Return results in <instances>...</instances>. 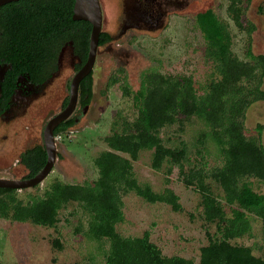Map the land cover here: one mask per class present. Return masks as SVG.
Listing matches in <instances>:
<instances>
[{
    "label": "rangeland",
    "instance_id": "obj_1",
    "mask_svg": "<svg viewBox=\"0 0 264 264\" xmlns=\"http://www.w3.org/2000/svg\"><path fill=\"white\" fill-rule=\"evenodd\" d=\"M174 1L173 5L162 6L165 14L157 27L123 28L124 6L129 0H100L102 30L114 40L97 50L91 101L84 113V108H79L77 124L56 136L57 158L46 179L34 188L17 190L13 194L16 200L26 203L31 197H42L56 181L70 184L95 181L98 171L94 160L101 152L109 151L104 139L113 133H122L123 122L132 124L137 117L131 94L138 90L144 72L152 70L165 76L192 77L199 85L208 82L212 66L204 57V42L196 28L198 13L211 11L228 25L232 50L244 61H248L246 29L252 26V54L264 56V0ZM233 2L241 10V28L227 12ZM67 61L65 58L62 74L33 104L20 127L11 130L0 126V179L21 180L27 174L19 158L34 145H43L42 131L46 123L58 114L61 100L68 95L69 80L74 74ZM115 75L119 80L125 79L131 90L129 95L124 94L121 83L109 85ZM260 89L264 92V77ZM245 113V136L256 138L264 149V99L255 101ZM205 127L198 116H179L174 123L159 129L157 136L163 146L186 149L183 169L164 162L159 170H154L152 149H142L135 161L131 160L133 177L138 184L148 185L155 193L171 189L179 198L182 210L174 212L166 204H151L133 192L122 193L124 221L116 226L120 235L141 237L147 231L164 256L199 261V250L207 245L208 235H213L215 228L203 221L200 193L186 187L182 179L190 170L201 169L210 175L223 164L220 148L211 138L207 139L206 152L196 143L198 135L207 131ZM243 181H249L253 191L264 193V182L248 178ZM207 183L215 195H222L211 179ZM227 214L229 216V211ZM88 221L89 215L77 203H69L59 211L54 227L0 218V264H105L108 242L87 238ZM250 222L251 236L231 242L251 247L254 256L264 260V223L254 216L250 217Z\"/></svg>",
    "mask_w": 264,
    "mask_h": 264
},
{
    "label": "trees",
    "instance_id": "obj_2",
    "mask_svg": "<svg viewBox=\"0 0 264 264\" xmlns=\"http://www.w3.org/2000/svg\"><path fill=\"white\" fill-rule=\"evenodd\" d=\"M73 5L74 0H26V10L22 2L18 6L15 2L2 6V25L13 31L12 52L20 55L25 52L33 67L41 68L43 63L54 66L58 46L72 40L82 66L87 58L91 26L72 20ZM206 12L196 15V28L204 42V57L212 66L208 82L199 85L192 77L144 72L138 90L131 94L137 117L132 124L123 122L122 133L104 139L109 151L101 152L94 160L98 178L82 184L53 182L42 197H31L26 203L13 196L17 190L0 189V218L54 227L59 211L69 203H77L89 215L87 238L108 242L105 264H264L262 258L254 256L251 247L231 242L251 236V216L264 223V193L253 191L251 183L243 181L248 178L264 182V149L256 138H247L243 128L248 107L264 99L260 89L264 56L252 54L254 28L248 26L245 53L248 61L240 60L232 50L228 25L211 11ZM227 12L241 28V10L234 2ZM112 40L102 30L98 48ZM113 77L109 85L121 83L124 94L129 95L131 90L125 79ZM78 93L81 109L92 98V72L81 81ZM179 116H198L207 131L199 133L196 143L206 152L207 139L211 138L223 159L222 166L214 168L210 175L201 169L190 170L182 179L186 187L200 193L203 221L215 228L213 235H208L207 245L200 248L197 263L180 256H164L147 231L141 237H124L116 230L124 221L122 193L133 192L148 203L166 204L174 212L182 210L171 189L155 193L148 185L138 184L131 165L142 149H152L154 170H159L164 162L183 169L186 149H168L157 136L160 128L174 123ZM73 126L75 122L67 119L56 128L54 136L68 132ZM19 161L27 170L22 180L32 178L46 163L44 146L27 149ZM208 179L221 190V196L214 194Z\"/></svg>",
    "mask_w": 264,
    "mask_h": 264
},
{
    "label": "flooded vegetation",
    "instance_id": "obj_3",
    "mask_svg": "<svg viewBox=\"0 0 264 264\" xmlns=\"http://www.w3.org/2000/svg\"><path fill=\"white\" fill-rule=\"evenodd\" d=\"M19 2H22L26 10V0L15 2V4L18 6ZM174 2V0H167L166 2L164 0H129L128 5L124 6L125 21L123 28H137L140 25H144L146 28L157 27L160 17L165 14L161 10L164 8L162 6L168 7V5L175 4ZM3 16L4 14L0 7V126L4 129L11 128L13 130L20 127V124L22 125V119L26 117L33 104L40 100L42 95L47 92L49 86L60 77L65 58L68 59L67 64L74 75L84 64L80 66L81 58L75 52L73 41L71 40L58 46L57 61L54 66L47 63H43L41 68L31 66L26 60L25 52L22 55L12 52L13 31H8L7 26L2 25ZM147 18H149L150 22H147ZM77 66L80 67L77 68ZM69 81L71 82V80ZM68 99L69 87L68 95L60 102L59 112L65 108ZM79 99L80 96L77 98L73 114L68 118L72 119L75 125L77 124L76 116L81 107Z\"/></svg>",
    "mask_w": 264,
    "mask_h": 264
},
{
    "label": "water",
    "instance_id": "obj_4",
    "mask_svg": "<svg viewBox=\"0 0 264 264\" xmlns=\"http://www.w3.org/2000/svg\"><path fill=\"white\" fill-rule=\"evenodd\" d=\"M18 1L21 0H0V7ZM102 19L103 14L100 0H74L72 20L84 21L91 26L86 61L71 79L67 105L61 112L53 116L43 129V146L46 152V163L44 167L38 174L29 179H0V189L24 190L34 188L42 183L51 172L57 158L54 131L73 114L77 103L79 84L93 70L97 57L99 37L102 31ZM85 110L86 107H84L82 113Z\"/></svg>",
    "mask_w": 264,
    "mask_h": 264
}]
</instances>
